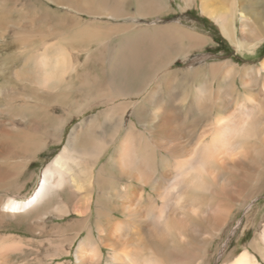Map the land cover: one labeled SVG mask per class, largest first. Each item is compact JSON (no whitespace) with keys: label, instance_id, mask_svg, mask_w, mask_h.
<instances>
[{"label":"bare ground","instance_id":"6f19581e","mask_svg":"<svg viewBox=\"0 0 264 264\" xmlns=\"http://www.w3.org/2000/svg\"><path fill=\"white\" fill-rule=\"evenodd\" d=\"M183 1L199 2L240 51L255 55L264 44V0ZM168 6V0H0V229L24 220L30 236L0 233V264H22L13 259L27 251L31 264H52L73 247L71 264H125L137 245L165 264H264V215L259 225L255 219L264 141L223 168L215 188L190 197L200 218L185 219L171 196H161L199 163L187 154L212 120L222 126L224 115L264 102V57L241 64L203 54L186 62L208 37L173 24L118 22L172 12ZM43 74L58 82L41 89ZM59 106L78 121L29 192L32 164H43V153L62 142L67 122H59ZM243 210L228 250L234 240L221 239ZM158 213L179 224L174 237L154 229ZM53 232L61 237L54 247Z\"/></svg>","mask_w":264,"mask_h":264},{"label":"clouds","instance_id":"9594fccd","mask_svg":"<svg viewBox=\"0 0 264 264\" xmlns=\"http://www.w3.org/2000/svg\"><path fill=\"white\" fill-rule=\"evenodd\" d=\"M57 82L51 75L43 74L38 86L47 90ZM220 119L225 122L222 126L218 127L216 120H212L203 140L197 139L190 145L188 158L199 163L175 183L166 184L165 191L161 193L163 198H173L174 207L177 212L184 213L185 219L200 218L202 215L199 208L188 206L192 195L215 188L223 168L234 160L247 158L252 142L264 141V102L241 106ZM164 202L165 199H162L159 203ZM153 227L167 238L174 237L179 230V224L162 213L157 214ZM125 264H165V261L154 250L137 245L128 253Z\"/></svg>","mask_w":264,"mask_h":264},{"label":"rangeland","instance_id":"374dc122","mask_svg":"<svg viewBox=\"0 0 264 264\" xmlns=\"http://www.w3.org/2000/svg\"><path fill=\"white\" fill-rule=\"evenodd\" d=\"M210 1V0H209ZM219 1V0H216ZM183 0H168V7L171 8L172 12H167L163 13V15H150V16H129L126 18H119L118 22L121 24H132L136 26H141V27H155V26H163L165 24H173L175 26L179 27H184L190 31H193L198 34H202L206 37H208L209 43L205 45L201 50H194L196 52L191 53L188 56V60L186 62H191L192 59L196 58V56H201L205 54V58L210 61V60H218L220 58H225V59H232L237 63L241 64H257L259 61L264 57V44L260 45V48L257 50V53L255 55H250L249 52L247 51H240L235 44L231 43L222 33L220 25L216 23L215 20L210 18L208 15L202 13L201 8L199 7V2H191L188 6L183 7L184 3ZM182 5V8H181ZM130 6V5H129ZM133 8V7H132ZM134 9V8H133ZM110 18H107L106 20H109ZM240 13L238 12L237 14V19H236V25H237V35L240 34ZM238 49V50H237ZM201 52V53H200ZM204 57V56H203ZM193 62V61H192ZM182 65H188L187 63L179 62L177 64V67ZM94 107V106H92ZM100 106L92 109L88 113L91 114L97 112V110H100ZM67 110V111H66ZM69 109L59 106L57 110V114L59 116V122L62 124V126L67 122L66 126H64L63 131H62V139L61 143L59 145L55 146H50V152H46L43 154H40L42 159L38 161L41 163L43 160V164H32V169L34 173V181L32 184H28L26 186L27 191H31L32 188L35 186L36 183V176L37 174L43 170L45 165L49 162L52 161V159L55 157V155L62 149L64 146V143L66 142V139L71 131V128L73 125L77 123V119H73L69 121L68 117ZM87 113V115H89ZM66 116V117H65ZM86 116V115H85ZM84 116V117H85ZM61 119V120H60ZM66 122H65V121ZM35 189V188H34ZM33 189V190H34ZM262 200V202H261ZM259 203L260 207L258 208V216H256V222L259 225L261 222V217L264 215V190L261 193V196L259 199L255 200V203ZM245 215V211L243 210L239 215L238 218L234 221V224H231L230 228L225 232L223 238L221 239V243L224 244L232 235L233 229L237 226V223L240 222V220H243ZM57 222V219H52L50 224H55ZM13 223V224H12ZM11 224H8L6 228L0 229V233L6 232V233H13L17 235H23L24 238L30 239V236L26 232V226L24 220H19V221H14ZM235 226V227H234ZM9 227V228H8ZM6 229V230H5ZM232 229V230H231ZM240 227L237 229V235L236 237L231 236L232 243L230 242V245L227 247L228 250L233 247V245L236 243L238 237H239V230ZM230 230V231H229ZM254 231L251 230L249 232V235L247 239H250L253 237ZM71 235V234H70ZM68 234V236H70ZM50 241H51V246L54 247V245H57L61 243L60 239V234L53 232L48 235ZM59 237V238H58ZM48 243L49 248L51 251L53 248L49 245L50 241L45 240ZM57 242V243H56ZM56 243V244H55ZM229 244V243H228ZM47 247V245H46ZM74 247L70 250V253L67 255H57V257L53 258V263L52 264H71L73 262L74 258V252H73ZM19 258H14L13 261H21L22 264H31V260L33 256H30L28 251L25 253H20ZM43 256V255H42ZM26 257V258H25ZM24 260V261H23Z\"/></svg>","mask_w":264,"mask_h":264}]
</instances>
